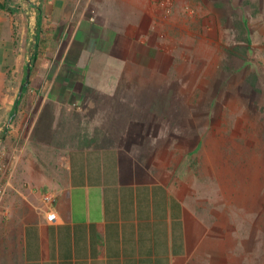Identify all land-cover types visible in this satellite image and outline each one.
Listing matches in <instances>:
<instances>
[{"label": "crops", "instance_id": "obj_1", "mask_svg": "<svg viewBox=\"0 0 264 264\" xmlns=\"http://www.w3.org/2000/svg\"><path fill=\"white\" fill-rule=\"evenodd\" d=\"M1 1L35 10L15 22L0 17V167L8 183L0 264H224L191 226L181 194L138 157L112 143L65 149L39 139L63 106L85 107L96 91L131 87L167 63L152 40L169 35L155 27L158 8L151 0ZM45 191L57 195L55 222Z\"/></svg>", "mask_w": 264, "mask_h": 264}, {"label": "rangeland", "instance_id": "obj_2", "mask_svg": "<svg viewBox=\"0 0 264 264\" xmlns=\"http://www.w3.org/2000/svg\"><path fill=\"white\" fill-rule=\"evenodd\" d=\"M2 3L4 21L35 10ZM158 12L169 35L152 40L167 63L81 109L63 106L40 142L120 146L172 183L218 261L264 264V0H175ZM238 43L247 60L228 52Z\"/></svg>", "mask_w": 264, "mask_h": 264}, {"label": "built area", "instance_id": "obj_3", "mask_svg": "<svg viewBox=\"0 0 264 264\" xmlns=\"http://www.w3.org/2000/svg\"><path fill=\"white\" fill-rule=\"evenodd\" d=\"M152 3L159 10L161 9L163 12H168L173 7L175 0H151ZM6 169V165H2L0 167V179H2L3 173ZM8 183L7 180H3L0 182V200L4 197L7 191ZM42 199L44 203L48 205V214L47 219L51 222H55L57 220V195L53 191H45L42 195Z\"/></svg>", "mask_w": 264, "mask_h": 264}, {"label": "trees", "instance_id": "obj_4", "mask_svg": "<svg viewBox=\"0 0 264 264\" xmlns=\"http://www.w3.org/2000/svg\"><path fill=\"white\" fill-rule=\"evenodd\" d=\"M247 36V35H246ZM244 41H248V44H250V37H249V35L247 36V37H245V39H243ZM250 47H248V45H246L245 44V46L244 45H242V44H240V43H238V44H235L233 47H231L230 48V50L228 51L231 55H236V56H239V57H241V58H243V59H246L247 60V58H248V49H249ZM32 63H33V60H32ZM256 76L254 77V78H252V84L253 85H255V83H256ZM84 141H88L87 139H85V138H82V142H84Z\"/></svg>", "mask_w": 264, "mask_h": 264}, {"label": "water", "instance_id": "obj_5", "mask_svg": "<svg viewBox=\"0 0 264 264\" xmlns=\"http://www.w3.org/2000/svg\"><path fill=\"white\" fill-rule=\"evenodd\" d=\"M31 65H32V61H29L25 81L21 84L20 89H19L18 101L21 99V97L23 95L24 88L29 84L30 76H31V72H32V66ZM16 112L17 111L14 112L13 116L16 114ZM13 116L10 118L9 122H11Z\"/></svg>", "mask_w": 264, "mask_h": 264}]
</instances>
